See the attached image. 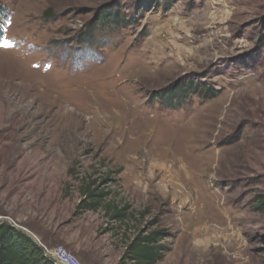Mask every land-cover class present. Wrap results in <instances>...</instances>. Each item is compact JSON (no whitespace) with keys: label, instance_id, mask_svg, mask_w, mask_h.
I'll return each mask as SVG.
<instances>
[{"label":"rangeland","instance_id":"374dc122","mask_svg":"<svg viewBox=\"0 0 264 264\" xmlns=\"http://www.w3.org/2000/svg\"><path fill=\"white\" fill-rule=\"evenodd\" d=\"M0 4V223L78 264L158 229L156 264H264V0ZM84 176L125 218L76 212Z\"/></svg>","mask_w":264,"mask_h":264},{"label":"trees","instance_id":"16d2710c","mask_svg":"<svg viewBox=\"0 0 264 264\" xmlns=\"http://www.w3.org/2000/svg\"><path fill=\"white\" fill-rule=\"evenodd\" d=\"M7 14L0 4V38L2 37V18ZM200 84H197V88ZM195 86V88H196ZM194 88V89H195ZM196 88V89H197ZM78 179V178H77ZM78 191L81 195L76 212L96 211L104 209L111 219L125 218L126 208L116 206L110 200L111 192L101 187V183L84 176L79 179ZM263 204L264 202H260ZM169 235L165 229L151 230L135 236L127 246V258L133 264H156L163 256L165 246L161 241ZM0 264H53L42 255L41 247L23 230L6 222L0 223Z\"/></svg>","mask_w":264,"mask_h":264},{"label":"built area","instance_id":"2783aa9c","mask_svg":"<svg viewBox=\"0 0 264 264\" xmlns=\"http://www.w3.org/2000/svg\"><path fill=\"white\" fill-rule=\"evenodd\" d=\"M42 255L49 259L53 264H78L67 255L60 247L48 250L46 247L40 246Z\"/></svg>","mask_w":264,"mask_h":264},{"label":"snow or ice","instance_id":"6c2138e0","mask_svg":"<svg viewBox=\"0 0 264 264\" xmlns=\"http://www.w3.org/2000/svg\"><path fill=\"white\" fill-rule=\"evenodd\" d=\"M7 46V45H6Z\"/></svg>","mask_w":264,"mask_h":264}]
</instances>
